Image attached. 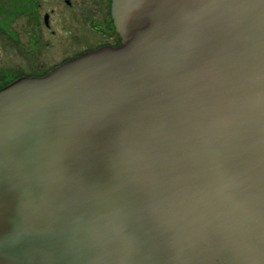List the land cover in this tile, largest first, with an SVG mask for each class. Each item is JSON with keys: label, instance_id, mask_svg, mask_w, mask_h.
Returning a JSON list of instances; mask_svg holds the SVG:
<instances>
[{"label": "water", "instance_id": "water-1", "mask_svg": "<svg viewBox=\"0 0 264 264\" xmlns=\"http://www.w3.org/2000/svg\"><path fill=\"white\" fill-rule=\"evenodd\" d=\"M110 14L0 89V264H264V0Z\"/></svg>", "mask_w": 264, "mask_h": 264}, {"label": "rangeland", "instance_id": "rangeland-1", "mask_svg": "<svg viewBox=\"0 0 264 264\" xmlns=\"http://www.w3.org/2000/svg\"><path fill=\"white\" fill-rule=\"evenodd\" d=\"M109 3L0 0V89L20 74L43 75L68 57L111 43Z\"/></svg>", "mask_w": 264, "mask_h": 264}, {"label": "flooded vegetation", "instance_id": "flooded-vegetation-1", "mask_svg": "<svg viewBox=\"0 0 264 264\" xmlns=\"http://www.w3.org/2000/svg\"><path fill=\"white\" fill-rule=\"evenodd\" d=\"M67 5H70V2L68 1L67 2ZM110 5H111V0H110V3H109V16H110V21H111V29L113 30V41L111 42V43H109V44H106V45H103V46H100V47H104V46H111V47H115V46H118L119 44H120V42H121V40H120V37H119V35H118V33L116 32V29H115V27H114V25H113V21H112V18H111V14H110ZM43 22H44V24H45V26L46 27H48L49 26V24H48V22H49V16L46 14L45 16H44V18H43ZM100 47H98V48H100ZM98 48H95V49H98ZM95 49H93V50H95ZM92 50V51H93ZM91 51V50H90ZM85 52H88V51H85ZM85 52H82V53H80V54H78V55H76V56H79V55H81V54H83V53H85ZM76 56H73V57H68V58H66V59H64L62 62H60V64L61 63H63V62H65V61H67V60H69V59H72V58H74V57H76ZM60 64H58V65H60ZM57 66V65H56ZM47 73V72H46ZM45 73V74H46ZM45 74H43V75H45ZM43 75H36V74H29V75H27V74H20V75H18V76H16L14 79H13V81L14 80H16L17 78H20V77H33V76H43ZM7 85V84H6ZM5 85V86H6ZM4 87V86H3Z\"/></svg>", "mask_w": 264, "mask_h": 264}]
</instances>
